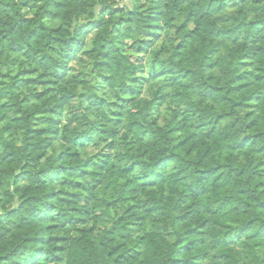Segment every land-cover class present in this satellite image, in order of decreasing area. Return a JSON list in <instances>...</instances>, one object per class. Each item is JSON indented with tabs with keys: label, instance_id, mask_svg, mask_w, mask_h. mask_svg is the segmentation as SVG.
<instances>
[{
	"label": "trees",
	"instance_id": "16d2710c",
	"mask_svg": "<svg viewBox=\"0 0 264 264\" xmlns=\"http://www.w3.org/2000/svg\"><path fill=\"white\" fill-rule=\"evenodd\" d=\"M0 264H264V0H0Z\"/></svg>",
	"mask_w": 264,
	"mask_h": 264
},
{
	"label": "rangeland",
	"instance_id": "374dc122",
	"mask_svg": "<svg viewBox=\"0 0 264 264\" xmlns=\"http://www.w3.org/2000/svg\"><path fill=\"white\" fill-rule=\"evenodd\" d=\"M77 103H78V100L77 99H75V101H73V105L75 106V105H77ZM68 115H65V117H64V121H67L68 119ZM93 149V148H92ZM92 149H91V151H92ZM94 151H95V149H94Z\"/></svg>",
	"mask_w": 264,
	"mask_h": 264
}]
</instances>
